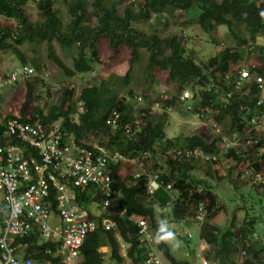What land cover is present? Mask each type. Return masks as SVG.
Here are the masks:
<instances>
[{"label": "trees", "instance_id": "1", "mask_svg": "<svg viewBox=\"0 0 264 264\" xmlns=\"http://www.w3.org/2000/svg\"><path fill=\"white\" fill-rule=\"evenodd\" d=\"M30 1L41 12L42 16L38 20H32L26 11L25 6ZM56 1L0 0V17L6 21L15 20L12 25L0 21V53L15 56L21 65H32V76L35 69L40 70L41 66L38 61H30L21 46L25 42H44L48 60L63 76L70 78L91 71L92 65L99 62L101 44L106 40L112 59L118 58L122 47L131 50V66L123 78V85L127 87L129 74L136 62L143 61L142 49H146L149 52L146 75L150 77L151 83L157 73L164 71L167 73V82L174 85L175 94L169 98L171 94L166 93L160 99L161 104L184 110L179 94L188 89L193 94L192 108L184 112L195 113L202 109L203 118L213 115V122L220 125L222 131L217 137L211 135L208 129L211 125L208 123V127H198L196 134L168 139L164 127L169 112L166 109L152 110L159 92L155 95L151 93L154 96H150L128 88L123 94L111 79L83 86L77 99L75 90L65 87L58 104L44 111L32 104L34 85L27 80L30 76L22 78L26 84L24 103L20 113L3 118L0 133L9 119L31 124L39 122L49 125L55 122L64 135V141L73 138L77 144L91 150V145L88 146L83 140L89 135L101 137L104 141L98 146L125 158L106 165L112 177V189L118 194L117 204L104 208V194L92 197L90 190L78 193L80 204L90 216L97 220L102 215L110 216L117 225L115 230L98 228L86 236L80 248L83 263L113 261L121 264L128 259L131 264H145L150 249L149 245L140 242L139 227L134 219L148 217L150 227L156 230L157 235L160 234L155 222V207L158 205L171 207V222L177 224L191 218L194 224L200 225L197 245L207 243L208 248L202 252L211 253L218 264H264V228L261 227L263 231L260 237L257 235L261 217L245 213L240 224H237V214H233L225 228L213 224L219 213H226L225 204L207 179L195 176L194 171L201 168L199 160H187L184 154H177L178 150L184 152L195 147L203 153L219 154L227 135L243 137L250 130L248 136L258 139V143L247 150L229 147L225 157L234 160L235 168L248 163L254 173H260L264 178V151H259L264 146V134L254 129L258 121L250 122L251 118L258 120L264 114L263 90L250 82L239 88L234 86L237 77L235 68L247 61L253 62L255 68L252 71L264 78V0H123V12L117 5L119 0H61L67 6L69 19L66 22L54 8ZM162 10H169L170 13L189 12L185 23L195 21L208 34L213 33L217 25L224 24L238 43L221 48L219 54L207 62L196 63L193 58L186 56L180 37L148 34L133 25L134 21L149 19L152 13ZM238 25H244L248 37L238 34ZM54 41L64 49L76 47L71 65L58 56ZM242 47L245 49L241 50ZM229 93L230 96H227ZM138 96L143 98L141 104L144 106L134 112ZM195 98L198 100L195 101ZM259 100L262 102L258 104ZM114 114L118 115V120L112 123L110 120ZM134 120H139L140 127L135 133L131 130L127 134L124 126ZM159 153L165 157V161L158 159ZM144 155L146 159L142 167L134 163L136 158ZM217 162H202L208 165L206 173L210 177L216 172L214 168ZM152 174L161 178L163 184L153 194H149L147 179ZM216 175L223 179L219 172ZM253 182L259 185L264 183L256 179ZM169 184L171 189L166 190ZM200 186L202 191H198ZM93 205L96 207L93 208ZM199 205H203L205 213L201 224L197 219ZM4 212L5 207L0 211V220ZM121 242L127 246L125 256L121 254ZM16 243L27 245L25 257L32 258L34 264L47 261L58 264L60 261L47 252L51 245L37 242V234L17 237ZM158 246L171 264L177 263L163 240H158ZM101 247L107 248L106 254L100 251Z\"/></svg>", "mask_w": 264, "mask_h": 264}, {"label": "built area", "instance_id": "2", "mask_svg": "<svg viewBox=\"0 0 264 264\" xmlns=\"http://www.w3.org/2000/svg\"><path fill=\"white\" fill-rule=\"evenodd\" d=\"M252 68H255V64L251 61L235 68V88L250 82L264 90L263 76L252 71ZM32 73L30 66L20 65L5 75L3 84H12L20 78L31 76ZM165 94L160 92L158 96L163 98ZM192 96L188 89L179 94V101L187 110L192 108L189 104ZM227 96H230V93ZM137 101L141 104L144 100L138 96ZM260 102L261 100L258 104ZM165 109L172 110L171 107L162 105L158 99L152 106L153 111ZM193 114L203 118L201 112ZM117 118L118 115L114 114L110 122L115 123ZM203 120H206L203 125L209 123L207 119ZM256 121L257 119L251 118L250 122ZM56 124H31L19 119H9L4 131L0 133V211L5 207L0 220V264H34L32 258L25 257L27 245L16 243L17 237L32 234H37L38 243L51 245L47 252L59 258L58 264H84L80 248L86 236L98 228L115 230L117 227L116 220L110 216L102 215L98 220L90 216L80 204L78 193L90 190L92 197L104 194V208L117 204L118 194L112 189L113 181L106 165L125 158L117 152H107L95 144L88 150L77 144L73 138L64 141V135ZM139 127V120H134L126 123L124 129L129 134L131 130L135 133ZM211 129L216 136L222 134L221 127L216 123L211 125ZM249 133L250 130L243 137L233 135L228 140L225 138V150L229 147L247 150L256 145L258 139H252L248 136ZM259 151L263 152L264 146L260 147ZM177 154H184L187 160L197 159L202 162L214 161L219 157L218 154L203 153L197 147L184 152L178 150ZM254 178L264 182L260 173H255ZM161 184L163 181L156 174L149 175L148 193L153 194ZM170 189L169 184L166 190ZM94 207L96 205H93ZM199 214L203 215L202 205L198 206L197 215L202 219ZM49 217H55L51 224ZM134 221L139 227L140 242L149 244L152 233L149 218H135ZM186 237L191 238V235L186 234ZM207 248V243H200L201 252ZM44 264L50 263L47 261ZM145 264L161 262L152 250H149ZM201 264H209V261L202 260Z\"/></svg>", "mask_w": 264, "mask_h": 264}, {"label": "rangeland", "instance_id": "3", "mask_svg": "<svg viewBox=\"0 0 264 264\" xmlns=\"http://www.w3.org/2000/svg\"><path fill=\"white\" fill-rule=\"evenodd\" d=\"M124 2L123 0H119L117 3L121 12H123L125 8ZM25 7L32 20L41 18V12L38 11L34 2H28ZM66 7L64 1L61 0L56 1L54 5V8L58 11L59 16L64 22L69 19ZM136 9H138V7ZM191 13L193 14L195 12ZM189 15V12L174 11L170 13L169 10H162L152 13L149 19H138L134 21L133 25L146 31L148 34L157 33L160 37L172 35L180 37L185 47L186 56L193 58L196 63L207 62L211 57L218 55L221 48L228 45H236L238 43L237 40L233 38L226 25H217L213 33L208 34L206 31H203L195 21L185 23ZM0 21L12 25L15 20L10 19L6 21L3 17H0ZM237 29L240 36L248 37L244 25H238ZM53 45L58 56H60L67 65H71L72 56L75 54L76 47L73 46L69 49H64L56 41L53 42ZM243 48H241V50L245 49ZM21 49L30 61H38L41 66L40 70L34 68L35 73L27 78V80L34 85L33 92L31 93L33 99L32 104L35 107L40 106L44 111H46L49 106L58 104L60 95L65 87L73 88L75 90V98L77 99L83 86L97 83L104 79H111V81H114L113 85L119 89L120 93L128 90V88H132L131 90L133 92H140L145 95L149 94L150 96L158 92H165L169 93L168 95L171 94L169 96L170 98L175 94L174 85L167 82V73L164 71L157 73L154 77V82L151 83L150 77L146 75V64L149 56V52L146 49H142L143 61L134 64L129 74L127 87L123 85V78H125L131 66V50L127 47H122L118 58L112 59L110 58L111 50L108 48L106 40H103L99 62L92 65L90 72L78 73L70 78L63 76L60 70L48 60L47 48L44 42L40 44L25 42L21 46ZM20 65L21 63L15 56L9 53H0V87H2L0 89V123L5 116L17 115L20 113L22 104L24 103L26 94L25 80L20 78L19 81L12 82V84H3V75H6L10 70L15 69V67L19 68ZM42 82L45 84L43 85ZM152 84H154V87ZM262 93L264 96V90ZM160 99L163 98L158 96V100ZM197 100L195 98V101ZM191 101L192 100L189 101V104L192 107ZM142 106H144V104H135L133 109L134 112L139 110ZM181 107L187 110L182 105ZM79 110H81V108H79ZM184 110L179 107L171 111L170 109H166V112L169 113L167 123L164 127V133L168 139L196 134L198 127L203 126V123L206 121L203 119H207L210 125L214 123L213 115H210L209 118H199L196 114L192 112L187 113L184 112ZM188 111H191V109ZM200 112H202V109ZM257 121L258 123L255 124L254 129L264 134V114L259 117ZM218 126L220 127V125ZM205 127L208 126L205 124ZM208 129L211 135L217 137L211 127H208ZM232 135L225 136L226 140ZM102 141H104V139H101V137L91 135L83 140V142L88 145H100ZM222 147L223 149L221 148V152L218 154L219 157L217 160H214L218 162L214 168L215 170L212 168L216 172L212 173L213 175L211 177L206 173L208 165L202 164V161H199L201 168L194 171L197 178L208 180V183L215 189L221 201L225 204L226 213H219L212 222L221 228H225L233 214H237V224H240L245 213H248L250 216H260L261 220L258 221L257 228V235L260 237L259 235H261V231H263L261 227L264 228V186H262L264 183L259 185L253 182L255 173L250 169L248 163L244 166L235 168L234 160L225 157L227 151L225 150L226 146L224 141ZM145 159V155L140 156L136 158L134 163L142 167ZM158 159L160 161H165V157L160 153ZM218 172L223 179L218 178L216 175ZM198 191H202L201 186L198 187ZM199 215L202 219H199L198 216L197 219L201 224L205 213ZM49 221L51 224L52 221H55V217H49ZM171 221H173L171 207H160L157 205L155 207V222L158 230H160L161 225H166L168 230L175 234L174 240L163 241L166 243L170 254L177 261L176 264H201L202 260H209V264H218V261H216V258H213L211 253L209 254L207 251L201 253L198 248L200 225L194 224L191 218L189 220L177 222V224ZM186 234H190L191 239L186 238ZM157 236L156 230L152 228L150 241L147 245H150V250H152L161 264H171L160 250ZM100 251L103 253L105 251L104 247H101ZM102 264H108V261H104ZM129 264H131V262H129Z\"/></svg>", "mask_w": 264, "mask_h": 264}, {"label": "clouds", "instance_id": "4", "mask_svg": "<svg viewBox=\"0 0 264 264\" xmlns=\"http://www.w3.org/2000/svg\"><path fill=\"white\" fill-rule=\"evenodd\" d=\"M159 233L160 234H158V236H157L158 240L167 241V240H174L175 239V234L172 231L168 230L166 225H161Z\"/></svg>", "mask_w": 264, "mask_h": 264}, {"label": "crops", "instance_id": "5", "mask_svg": "<svg viewBox=\"0 0 264 264\" xmlns=\"http://www.w3.org/2000/svg\"><path fill=\"white\" fill-rule=\"evenodd\" d=\"M16 68V67H15ZM12 69V68H11ZM127 246H126V244H124L123 242H121V254L123 255V256H125V254H126V248ZM104 249H105V251L103 252L104 254H106V252H107V248L106 247H104ZM129 260L128 259H125L124 261H123V263H121V264H129ZM108 264H115V263H113V261H111V263H110V261H108Z\"/></svg>", "mask_w": 264, "mask_h": 264}]
</instances>
